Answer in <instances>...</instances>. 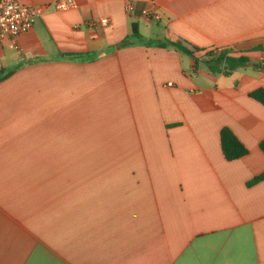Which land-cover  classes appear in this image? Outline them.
I'll return each mask as SVG.
<instances>
[{"label":"crops","instance_id":"crops-1","mask_svg":"<svg viewBox=\"0 0 264 264\" xmlns=\"http://www.w3.org/2000/svg\"><path fill=\"white\" fill-rule=\"evenodd\" d=\"M76 3L0 43V264H264V0Z\"/></svg>","mask_w":264,"mask_h":264},{"label":"trees","instance_id":"trees-1","mask_svg":"<svg viewBox=\"0 0 264 264\" xmlns=\"http://www.w3.org/2000/svg\"><path fill=\"white\" fill-rule=\"evenodd\" d=\"M134 44H143L146 46H158L166 47L167 45H172L187 55L191 56L197 65V58L195 57V51L198 49H189L181 43H174L171 41H150L144 39V37L139 33L136 25H133V31L126 40H124L119 46L126 47ZM204 64L207 68L214 73L230 74L236 69L246 66L249 64V58L244 55H233L231 50L225 49L220 52H209L207 57L204 59ZM0 79H4L1 77ZM250 97L264 105V88H259L250 93ZM220 144L223 155L227 161H234L240 159L248 154V149L243 145V143L237 138L233 131L228 128H222L220 132ZM260 149L264 153V139L260 143ZM264 180V174H261L248 182V185H254L259 181Z\"/></svg>","mask_w":264,"mask_h":264},{"label":"built area","instance_id":"built-area-1","mask_svg":"<svg viewBox=\"0 0 264 264\" xmlns=\"http://www.w3.org/2000/svg\"><path fill=\"white\" fill-rule=\"evenodd\" d=\"M53 7L55 10H69L77 7L76 0H55L49 5H27L21 0H0V43L9 40L15 49L19 50L18 38L30 32L37 19ZM134 10L133 4L127 5V11ZM142 15L150 21L159 20L160 16L150 9H144ZM110 23L109 18H102L97 23L106 26ZM89 26L95 27L96 22L91 21Z\"/></svg>","mask_w":264,"mask_h":264}]
</instances>
